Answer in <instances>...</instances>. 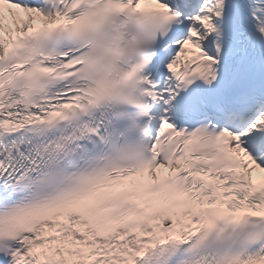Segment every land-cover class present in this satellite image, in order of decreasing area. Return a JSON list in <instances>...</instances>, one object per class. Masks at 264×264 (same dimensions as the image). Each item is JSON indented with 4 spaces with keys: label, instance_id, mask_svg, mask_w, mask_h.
Here are the masks:
<instances>
[{
    "label": "snow or ice",
    "instance_id": "6c2138e0",
    "mask_svg": "<svg viewBox=\"0 0 264 264\" xmlns=\"http://www.w3.org/2000/svg\"><path fill=\"white\" fill-rule=\"evenodd\" d=\"M0 264H264V0H0Z\"/></svg>",
    "mask_w": 264,
    "mask_h": 264
}]
</instances>
